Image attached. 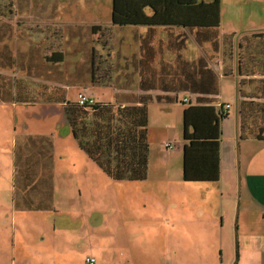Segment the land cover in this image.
Listing matches in <instances>:
<instances>
[{"label": "rangeland", "instance_id": "1", "mask_svg": "<svg viewBox=\"0 0 264 264\" xmlns=\"http://www.w3.org/2000/svg\"><path fill=\"white\" fill-rule=\"evenodd\" d=\"M220 28L218 50L211 43L201 47L190 33L184 54L189 60H196V55L204 53L208 64L220 74L230 71L234 76L238 67L239 40L225 37L233 32L242 36L264 32V0H222ZM140 31V28H120L113 24L112 0H0V75L3 76L0 78V97L3 98L0 101V154L5 157L3 152L13 151L17 139L21 141L26 134H53L56 192L55 209L51 210L15 209L11 194H0V264H29L38 258L55 259L70 252L80 259L87 251L101 255L100 250L106 252L110 247L117 248L120 254H127L126 245L118 243L117 237L124 232L123 212L128 210L133 212L131 220L135 217L134 222L145 225H148L145 222L160 223L167 218L193 222L203 217L202 211L206 210L202 205L204 197L200 196L198 202L196 195L202 193L200 189L215 185L183 179L179 154L182 152L178 153L182 148L184 127L181 115L168 113L165 128L154 119V133L151 134L153 163L147 179L115 180L88 158L71 133H64L66 128L58 121L61 114L50 112L60 103L38 98L43 85L65 87L69 95L75 93V97L80 92L90 95L93 68L97 67L96 77L105 81L107 75L106 81L111 82L108 85L113 90L129 86L124 84L126 79L122 77L120 58L131 59L133 54H138ZM163 37L160 33L158 39ZM55 49L64 55L60 72L53 75L61 83L43 75L46 57ZM20 79L31 87V97L38 99L33 105L14 103V95L19 89L15 80ZM221 83L226 97L230 98L227 94L231 96L234 91V79L221 78ZM256 86L246 82L241 93L252 94ZM106 92L107 89H97L96 96L109 98ZM241 101L240 94L235 106L238 111ZM37 104L43 105L34 106ZM233 104L229 108L233 109L229 119L225 118L226 136L233 127ZM168 133L172 139L165 137ZM166 140L173 142L172 148L163 145ZM2 163L0 171H8ZM197 189L199 192H193L196 194L193 196L192 191ZM99 217H103V222L91 234L93 238H89L85 225L98 221ZM202 246L204 260H195L192 251L195 244L190 242L187 264H217L215 258L208 259L209 255L217 256V251L209 244ZM131 247L143 263L149 260L161 264L162 257L168 252L167 245L148 244L138 238L129 245ZM150 252L151 257L146 259Z\"/></svg>", "mask_w": 264, "mask_h": 264}, {"label": "trees", "instance_id": "2", "mask_svg": "<svg viewBox=\"0 0 264 264\" xmlns=\"http://www.w3.org/2000/svg\"><path fill=\"white\" fill-rule=\"evenodd\" d=\"M221 20L222 0H112L114 25L120 28H147L145 37H141L142 49L148 50L147 46L155 37L158 27L167 32L172 43L174 39L181 38L179 46H173L177 53L176 70L170 73L167 69L169 63L162 68L166 73L164 77L171 76L173 82H160L155 88L168 86L173 91H184L195 96L183 101L186 105L183 116V179L188 182L214 183L220 180L222 122L229 116V110L224 111L226 103L219 98L220 78L215 69L205 57L187 60L180 50L188 39L186 31L194 34L199 44L211 43L218 50ZM93 30L96 31V28ZM178 30L181 31L179 34L176 33ZM227 37L239 40V55L236 58L240 73L244 75L240 88L246 82L257 85L252 94H243L240 89L241 136L264 140V32L243 36L233 32ZM91 56L95 62L94 51ZM63 62V53L55 49L46 57L43 75L61 83L53 75ZM53 68L56 69L51 72ZM97 72L98 67L93 68L91 88H113L108 85L111 82L106 81L107 75L102 81L96 77ZM230 73L225 72V75ZM257 73L262 76L254 77ZM130 80L132 78L124 83L129 86L114 89L117 90L113 93L114 100L84 93L94 102L81 104L78 97H70L67 88L53 85H43L38 98L62 104L71 134L80 149L108 176L115 180L141 181L147 179L150 167L149 104L162 102L164 96L136 94L132 90L137 85L134 86ZM15 83L19 89L13 101L30 105L38 101L31 97L32 89L23 80H15ZM139 86L147 89L143 82ZM53 151L50 136L29 135L17 142L16 208L54 209Z\"/></svg>", "mask_w": 264, "mask_h": 264}, {"label": "crops", "instance_id": "3", "mask_svg": "<svg viewBox=\"0 0 264 264\" xmlns=\"http://www.w3.org/2000/svg\"><path fill=\"white\" fill-rule=\"evenodd\" d=\"M139 28L141 31L138 35V54H133L131 59L123 56L122 59L120 58V61L122 60L123 62V64H121L123 70L122 77L126 79L125 82H127L128 78H132L129 82L137 85L132 92H135L136 94L153 95V97H156L157 95L164 96L162 102L154 101L149 104V132L152 147L151 134L154 133V119L159 120L161 128H165L168 120L166 118L167 114L176 112V114L183 117L186 108V105L183 102L184 99L187 98L189 100L191 96L194 99L195 96H190V94L184 91H173L172 87L168 86L161 89L155 88V85L160 82H173L171 76L164 77L166 73L162 71V68L169 63L170 66L167 67L168 71L173 73V71L176 70L177 65L175 64V61L177 53H175L173 46L174 44L179 46L181 38L174 39V43H172L170 42L167 32L163 28L158 27L157 33L153 40L148 44V50L146 51L142 49L141 37H145L148 30L146 27ZM180 32L181 31L179 30L176 31L178 34ZM160 33L163 34L164 37L158 39ZM186 34L188 35V39L185 42L184 48L180 50V53L185 59L189 60L188 56L184 54L188 47L190 33H187L186 31ZM200 46L202 47L203 44H200ZM204 56V53H200V55H196V60ZM221 69L223 70L222 67ZM215 71L220 78L221 92L219 98L222 102H226V105L234 103L233 108L235 110V117L232 123V131L228 136L225 134L227 121L224 119L222 122L223 134L220 148V180L211 183L215 185V187H205L200 189L202 190L201 194L196 195L193 193H198V189L192 191L193 196L196 195L198 197V202H200V196L204 197L202 205L206 206V210L202 211L203 217H200L193 222L174 221L171 218H167L160 223L145 222L148 224L145 225L144 223H138L139 221L134 222V220H137L135 217L131 220L133 212L128 210L123 212L125 220L122 229L124 232L122 231V235L117 237L118 243H124L121 245H126L124 248L127 249V254H120L117 251V248L116 250H113L110 247L106 249V252L100 250L102 253L101 255L87 251L85 256L82 255L80 259H77L74 254L70 252L63 253L62 256L58 255L55 259L47 256H45L47 258H38L29 264H86V258L88 256L94 257L96 259V264H154V261L151 263L149 260L143 263L141 261L142 259L134 255V249L132 247L129 248V245L136 242L137 238L148 244L161 243L167 245L168 252L162 257L163 262L161 264H187L186 260L189 257L188 254H190V242L195 244V247L192 249L194 253L193 259L195 260H204V257L202 256V245L206 243L211 245L213 249L217 251V256H208L209 260L215 258L217 264H264V140H257L252 137L243 138L241 136L240 112L235 108L236 102L240 97V80L244 77V75L240 73L239 64L237 67V73L234 74V76L231 74L223 75L217 70ZM253 76L260 77L262 74L257 73ZM221 78L234 79V91L231 96L227 94L230 98L226 97ZM142 82L146 85V90L141 89L139 86ZM102 89H107L106 94L108 93L109 98H100L104 100H114L113 93L116 91L111 87ZM96 90L97 89H92L90 95L97 97ZM74 94L70 97L75 98ZM38 105L43 104H37L34 106ZM58 105H54L56 108L54 111H50L47 107L46 108L52 113L61 114V116L58 117L59 124L61 123L60 126L63 125L66 128L64 133L66 132L69 134L71 133V130L70 127H68L69 125L62 111V104L60 103ZM228 109L229 108L225 107L226 111H228ZM232 110V108L229 109V116ZM227 119H229V117ZM63 121L65 122L63 123ZM29 135H43L50 136L51 139L53 138V134ZM29 135L26 134L25 137H28ZM170 135L171 133H168L165 137L170 138ZM16 138L17 134L14 136V139ZM17 141L13 151L9 153L3 152L6 155L5 157H2L3 154H0V162L2 163V161H4L2 164H4L6 168L8 167V171H0V194L3 192H9L12 196L14 207V196L18 190L15 183L17 172L15 150L17 147ZM168 142L173 144L171 140H166V142L163 143L166 148H169L165 145ZM181 143L182 148L180 151L178 150V153L182 152L179 154H181L182 157L183 175V145L185 141L182 139ZM53 162L54 168V151ZM152 163L153 160L151 159L150 154L148 177L151 173ZM53 181L55 209L56 192L54 169ZM102 222L103 217H99L98 221L86 223L85 226L88 229L89 238H93L91 234L95 233L96 228ZM132 234L135 235L133 236ZM90 248L93 249L94 246L90 244ZM151 253L152 252H150V256L146 255L145 258H150ZM196 254L199 255L197 256ZM50 260L53 261L49 262Z\"/></svg>", "mask_w": 264, "mask_h": 264}, {"label": "built area", "instance_id": "4", "mask_svg": "<svg viewBox=\"0 0 264 264\" xmlns=\"http://www.w3.org/2000/svg\"><path fill=\"white\" fill-rule=\"evenodd\" d=\"M78 100H79V102H80L81 104H85V103H87V102H90V103H93V102H94V99H93L92 97H88V96L85 95L84 93H79V94H78ZM184 101H188V99L185 98ZM225 107H226V108H230V105H226ZM225 107H224V111H226V110H225ZM165 145H166L167 147H169V148H172V147H173L172 143H170V142L166 143ZM86 264H96V259H95L94 257L88 256V257L86 258Z\"/></svg>", "mask_w": 264, "mask_h": 264}]
</instances>
